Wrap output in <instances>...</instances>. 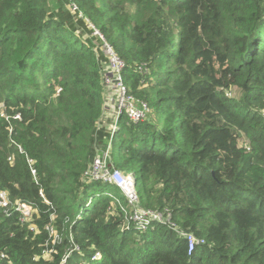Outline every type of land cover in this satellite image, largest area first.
I'll return each mask as SVG.
<instances>
[{"label": "trees", "instance_id": "16d2710c", "mask_svg": "<svg viewBox=\"0 0 264 264\" xmlns=\"http://www.w3.org/2000/svg\"><path fill=\"white\" fill-rule=\"evenodd\" d=\"M106 43L149 108L115 130ZM105 155L193 249L127 228ZM0 187V264H264V0H0Z\"/></svg>", "mask_w": 264, "mask_h": 264}, {"label": "built area", "instance_id": "2783aa9c", "mask_svg": "<svg viewBox=\"0 0 264 264\" xmlns=\"http://www.w3.org/2000/svg\"><path fill=\"white\" fill-rule=\"evenodd\" d=\"M72 11L77 10V6L72 3L71 5ZM99 32L96 30V33ZM101 37H103L101 35ZM106 53L110 55V75L108 73L105 76V83L107 86L111 87L114 91L119 90V97L122 96L120 103L118 102L114 105H108V110H114L116 113V117L125 112L128 117L135 123L144 120L146 117V113L149 111L148 105L145 102H142L140 107L134 105L136 98L128 91L127 85L124 83L123 72L126 69V62L123 61L117 54V52L106 43ZM112 77V80L111 78ZM109 92H106V96L109 98V102L111 96H109ZM147 111V112H146ZM14 118H20V115H15ZM115 127V126H114ZM116 128V127H115ZM114 128V129H115ZM22 150V149H21ZM11 159V158H10ZM28 164L30 166L31 172L34 176H36L37 170L34 166V159L27 158ZM94 180L103 182V183H113L120 188L123 194L126 197V204L122 203L121 199L115 198V202L119 205L120 209L125 213V224L127 228L131 227L133 224L136 228L141 231H147L155 224H162L171 227L175 232L183 237H187L190 249H193L198 242V239L192 234L187 233L180 229V227L172 220L171 213H167L164 210L160 209H151L144 208L140 202V196L136 190V178L134 173H129L125 175L120 170H111L108 166V158L107 155L96 157L92 168L89 174ZM40 195L44 197V194L40 192ZM13 202L9 197V193L6 189L0 187V212L6 213L10 215V207L13 206ZM16 210H19L21 214V221L26 222L27 219L32 214V205L24 202H19L14 206ZM47 229L49 231L50 237L55 241L60 237L58 233H56L54 227L52 225H48ZM0 256L2 258L6 257L4 252H0ZM66 259L63 260L65 262Z\"/></svg>", "mask_w": 264, "mask_h": 264}, {"label": "rangeland", "instance_id": "374dc122", "mask_svg": "<svg viewBox=\"0 0 264 264\" xmlns=\"http://www.w3.org/2000/svg\"><path fill=\"white\" fill-rule=\"evenodd\" d=\"M111 73H110V71L108 72V75H110ZM111 78V80H112V77H110ZM110 93V92H109ZM109 96H111V99H110V102H109V98H108V96H106V98H107V104L108 105H114V104H116L117 102H118V104L120 103V101H121V99H122V96L120 95V97H119V90H115L114 91V89H113V91H112V93H110L109 94ZM134 105H136V106H138V107H140L141 105H142V103H140V102H138L137 100L134 102ZM108 109H110V107H108ZM112 113H115L114 112V110L112 111ZM146 115H147V113H146ZM119 118H117V117H115L114 118V122L112 121V123H113V129H114V126H116L117 125V120H118ZM108 121V123H110V119H108V120H106V122ZM130 121H131V119H130ZM132 122V121H131ZM111 123V124H112ZM110 124V125H111ZM109 125V126H110ZM111 184H113V183H111Z\"/></svg>", "mask_w": 264, "mask_h": 264}, {"label": "clouds", "instance_id": "9594fccd", "mask_svg": "<svg viewBox=\"0 0 264 264\" xmlns=\"http://www.w3.org/2000/svg\"><path fill=\"white\" fill-rule=\"evenodd\" d=\"M115 130V129H114Z\"/></svg>", "mask_w": 264, "mask_h": 264}]
</instances>
